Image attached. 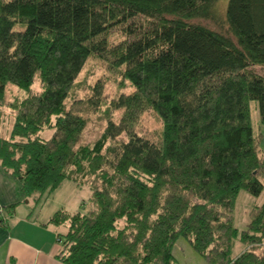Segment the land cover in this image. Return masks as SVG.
I'll use <instances>...</instances> for the list:
<instances>
[{"label":"trees","instance_id":"1","mask_svg":"<svg viewBox=\"0 0 264 264\" xmlns=\"http://www.w3.org/2000/svg\"><path fill=\"white\" fill-rule=\"evenodd\" d=\"M218 2L0 0V107L13 116L1 166L34 207L65 180L90 193V210L59 208L44 223L66 226L55 235L62 264H179L180 238L206 264H264V78L248 70L264 66V0H227L222 17ZM116 32L121 41L109 40ZM88 58L132 91L106 103L119 120L79 145L81 113L104 103L100 79L65 107ZM13 87L23 95L8 100ZM146 111L161 127L155 140L136 132ZM239 192L262 200L241 231Z\"/></svg>","mask_w":264,"mask_h":264},{"label":"rangeland","instance_id":"2","mask_svg":"<svg viewBox=\"0 0 264 264\" xmlns=\"http://www.w3.org/2000/svg\"><path fill=\"white\" fill-rule=\"evenodd\" d=\"M226 3L227 0H219L216 7L219 17L223 16V9L225 8ZM198 23L208 28L218 30L219 32H224L226 28L222 21L219 25H216L210 21L208 22L202 20L198 21ZM109 40L118 42L121 41V37L119 36V33L116 32L110 36ZM248 70L251 73L255 75L257 74L264 78V66L250 67ZM100 79L105 80L101 95L105 104L103 103L102 106L96 111L91 110L90 112L81 113V116L86 119V125L81 135L79 145H90L92 141L102 133L103 127L105 126L108 119H110L112 122L119 120L120 111H109L106 103L112 100V98L117 97L118 94H126L132 91L127 83L121 82L116 73H107L102 63H99V61L94 58H88V60L85 62V65L78 73V77L75 79L72 85H70L71 88L69 90V95L64 101L66 109H70L74 101L86 99L90 94V87L92 84ZM34 81L35 82L31 88L34 91H39V81ZM13 88L7 89L6 99L9 100L10 96H13L14 94L18 95L19 97L23 95L20 90ZM0 109V136H5L7 129L10 128V125L13 122V116L11 109L8 106L5 105L0 107ZM257 120L258 111H256V104L251 103V121L254 132L257 130ZM160 128L159 121L156 119V117L153 116L151 112L146 111L139 118L136 126V132L146 139L155 140ZM52 132V129L44 130L40 133V135L44 138H50ZM257 132L262 133L258 150L264 152V127L259 126ZM89 195V190L86 187L78 188L72 182L65 180V182H63L51 196L46 198L43 203H41L43 205L41 217L44 219L45 216H51L52 213L59 208L67 209L70 212L78 211L84 213L91 209L89 206ZM26 200L28 199H25V201ZM235 202L236 204L233 211V224L238 231H241L247 224V214L251 205L254 203L260 204L262 200L260 198L255 199L253 197H249L244 192H239ZM50 226L51 232L54 235H56V233L63 234L66 231L65 225ZM233 246V255H238L242 252L243 246H240L238 243H234ZM172 249L173 258L177 260L179 264H206L204 260L197 256L193 249L189 247L188 243L181 238L176 240Z\"/></svg>","mask_w":264,"mask_h":264},{"label":"crops","instance_id":"3","mask_svg":"<svg viewBox=\"0 0 264 264\" xmlns=\"http://www.w3.org/2000/svg\"><path fill=\"white\" fill-rule=\"evenodd\" d=\"M25 199L21 183L0 162V264H62L55 258L57 237L44 225L50 216L43 219V205Z\"/></svg>","mask_w":264,"mask_h":264}]
</instances>
